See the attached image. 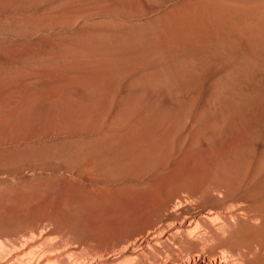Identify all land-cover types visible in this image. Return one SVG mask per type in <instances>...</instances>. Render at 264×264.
I'll return each instance as SVG.
<instances>
[{
	"label": "rangeland",
	"instance_id": "obj_1",
	"mask_svg": "<svg viewBox=\"0 0 264 264\" xmlns=\"http://www.w3.org/2000/svg\"><path fill=\"white\" fill-rule=\"evenodd\" d=\"M0 264H264V0H0Z\"/></svg>",
	"mask_w": 264,
	"mask_h": 264
}]
</instances>
